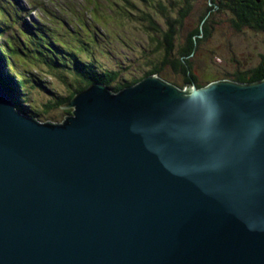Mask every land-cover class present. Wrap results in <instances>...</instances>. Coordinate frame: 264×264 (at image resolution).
<instances>
[{
    "label": "water",
    "instance_id": "95a60500",
    "mask_svg": "<svg viewBox=\"0 0 264 264\" xmlns=\"http://www.w3.org/2000/svg\"><path fill=\"white\" fill-rule=\"evenodd\" d=\"M16 105L0 87V264H264V79Z\"/></svg>",
    "mask_w": 264,
    "mask_h": 264
},
{
    "label": "trees",
    "instance_id": "16d2710c",
    "mask_svg": "<svg viewBox=\"0 0 264 264\" xmlns=\"http://www.w3.org/2000/svg\"><path fill=\"white\" fill-rule=\"evenodd\" d=\"M198 2L199 0H105V4L95 3L92 11L96 14L103 16L118 14L132 21L138 20L147 32L154 35L153 41L162 60L155 62L142 77L133 76L121 80L118 71L104 68L93 59L82 58L81 50L85 45L84 42L80 41V45L75 44L78 46L76 49L68 47L56 34H49L43 26H40L41 31L38 30V23L35 20L31 23L27 19L24 20L22 17H25L24 13L28 11L19 2L0 0V40H4L3 44L0 43V87L6 90L9 97L15 99L18 111L35 118L39 117L37 113L29 114L24 108L27 101L22 96L27 94L26 84L29 76L23 71L17 72L18 65L13 55L20 52L25 56L22 49L29 39L34 41L27 42L26 46L37 57L43 58L48 63V68L54 69L60 65L70 71L76 79L75 84L69 86L68 94L65 97L58 96L55 102L48 103L46 111L62 109L75 95L95 83H102L110 90L118 92L153 74L170 81V78L164 75L165 67L183 76L182 82L170 81L182 87L186 85L204 87L222 79H232L242 83H253L264 79V54L257 56L259 57L257 62L251 55L249 58L240 59L231 46L226 48L220 45L225 54L227 49H231L232 56L228 59L229 64L226 69L212 71V66L205 65L202 69L210 74L212 72V75L202 72L204 74L202 76L197 65L202 63L201 55H204V58L207 56L202 49L203 43L212 38L214 32L221 36H225L228 32L230 41L233 37L242 38L249 32L264 39V0H205L204 7L200 9L197 8ZM46 5L47 3L41 7L42 11L51 14ZM104 6H107L112 13H103ZM10 9L14 10L15 16ZM18 18L25 23L17 29L19 43H15L14 36L9 34L11 31L7 28L10 26L15 28L14 24H18ZM96 22L100 23L98 20ZM78 26L83 30L86 29L87 32L92 31V27L85 21L80 22ZM94 37H91L87 43L95 42ZM11 41L13 44L10 43ZM187 82L190 84H185ZM65 111L69 112L70 109Z\"/></svg>",
    "mask_w": 264,
    "mask_h": 264
},
{
    "label": "rangeland",
    "instance_id": "374dc122",
    "mask_svg": "<svg viewBox=\"0 0 264 264\" xmlns=\"http://www.w3.org/2000/svg\"><path fill=\"white\" fill-rule=\"evenodd\" d=\"M13 2H19L27 9L28 12L24 13L25 17L21 16L24 20L27 19L29 23L35 20L38 23V30L41 31L40 26H43L49 34H56L60 41L66 43L68 47L76 49L78 46L75 44L80 45V41L84 42L85 45L81 50L82 58L93 59L104 68L118 71L121 80L133 76L142 77L155 62L162 60L161 56H158L156 43L153 41L154 35L147 32L141 22L132 21L118 14L103 16L92 11L95 3L105 4V0H13ZM45 3L51 14H45L42 11L41 7L45 6ZM204 5L205 0H199L197 8H203ZM10 10L15 16L14 10ZM102 12L112 13L107 6H104ZM97 20L100 23H97ZM82 21L92 27L91 32L79 28L78 24ZM24 23L18 18V24H14L15 28L11 26L7 28L11 31L9 34L14 36L15 43H19L17 29ZM93 36L96 41L87 43ZM257 36L249 32L242 38L233 37L231 42L228 32L225 36L214 32L213 37L203 43L202 49L205 50L207 56L204 58V55H201L202 63H197L198 70L204 76L203 73L212 75V72L210 74L202 69L205 65L212 66V71L226 69L229 64L228 59L232 56L231 49H227L225 54L220 45L226 48L231 46L240 59L249 58L251 55L256 58L257 62L259 60L257 56L264 54V39ZM13 41L10 43L13 44ZM33 41L29 39L27 42ZM27 42L26 48L22 49L25 56L20 52L13 54L18 65L17 72L20 70L29 76L26 84L27 94L22 96L27 101L24 108L31 115L37 113L39 115L37 119L42 122H62L72 113L73 109L71 108L69 112L58 108L46 111V105L55 102L58 96L65 97L69 86L75 84V76L73 77L70 71L60 65L54 69L48 68V63L43 58L37 57L34 52L33 54L26 46ZM0 43L3 44L4 40L1 39ZM164 70H166L164 75L170 78V81L175 83L183 81L181 74L167 67ZM111 91L114 90L111 89Z\"/></svg>",
    "mask_w": 264,
    "mask_h": 264
},
{
    "label": "flooded vegetation",
    "instance_id": "af4514ba",
    "mask_svg": "<svg viewBox=\"0 0 264 264\" xmlns=\"http://www.w3.org/2000/svg\"><path fill=\"white\" fill-rule=\"evenodd\" d=\"M232 80V79H231ZM185 84H190V82H187V83H185Z\"/></svg>",
    "mask_w": 264,
    "mask_h": 264
},
{
    "label": "bare ground",
    "instance_id": "6f19581e",
    "mask_svg": "<svg viewBox=\"0 0 264 264\" xmlns=\"http://www.w3.org/2000/svg\"><path fill=\"white\" fill-rule=\"evenodd\" d=\"M7 73H8V71H7ZM161 77V76H160ZM3 87V86H2ZM6 91V90H5ZM15 100V99H14ZM17 106V105H16Z\"/></svg>",
    "mask_w": 264,
    "mask_h": 264
}]
</instances>
